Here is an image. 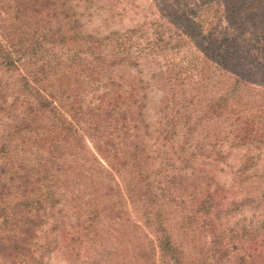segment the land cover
I'll use <instances>...</instances> for the list:
<instances>
[{
	"label": "rangeland",
	"instance_id": "1",
	"mask_svg": "<svg viewBox=\"0 0 264 264\" xmlns=\"http://www.w3.org/2000/svg\"><path fill=\"white\" fill-rule=\"evenodd\" d=\"M58 2L57 9L62 11L53 21L66 28L70 20H76L82 23L80 30L84 34L99 36L113 32L112 37L118 38L125 33L130 34L127 31L134 27H151L150 31L143 27V32L133 33L130 43L135 49L156 39L154 26L162 25L160 31H163L167 40L168 28L180 22L171 19L179 16L182 10L197 12L203 36L195 39L187 37L185 43L182 42V48L174 52L169 49V45L173 44L171 42L157 54H144L135 59L137 67L128 64L116 66L114 73L121 71L127 77L124 82L118 79L116 83L126 82L130 87L135 85L137 90L131 92L136 96L139 95L140 86L142 94H145L146 105L141 117L148 124L147 138L152 150L144 152L150 154L145 163L149 164L152 171L160 173L155 177L159 187H163L158 202L163 204L171 232L181 245L184 264H238L239 256L243 253H250L254 258L253 263L264 264V199L247 202L250 197L264 195V140H258L262 129L260 123H254L257 138L250 137L251 140L238 146L231 145V140L226 141L222 147L217 146V149L224 152L222 160L215 159L213 150L207 153V157L197 155L185 162L175 157L184 131L182 122L188 116L192 125L204 113H174L175 106L170 109L172 113H164L168 98L164 73L168 67L167 60L171 64L173 57L174 61L181 63L185 58H200L202 51L211 52L213 56L215 45H221L226 36L233 38L226 43L230 55L241 51L235 34L229 31L224 1L218 4L214 0L209 6L201 5V0ZM0 6V11L5 9L1 2ZM216 8L218 12H215ZM169 11L170 17L165 21L161 13ZM49 26L54 27L55 24L52 22ZM11 28L8 26V31ZM140 33H143V37H139ZM1 42L5 43L3 40ZM163 44L164 41L159 43L160 46ZM24 48L32 51L27 45ZM46 48L49 51L44 56L51 60L45 65L46 77L42 80L39 78L37 83L45 87L44 92L54 93L65 112L70 106L72 112L79 111L75 115L83 127L88 128L93 123L92 115L87 113L88 109L99 99H112L113 86L104 87L106 82H91L90 76L82 77V66L77 58L71 62L70 70L66 67L65 64L74 57L72 55L77 53V41L68 45H61L57 41L55 46L47 42ZM33 50L36 51L34 58L41 57V46ZM51 54L57 58L53 59ZM41 62V58L34 62L27 56L22 58L17 68L6 69L0 66V165L4 167L0 168L2 183H7L6 176L9 177L14 171L16 173L10 187L0 193L4 199L3 204L20 195L28 198L37 196L41 184L52 192L53 197L52 201L43 203L42 210L40 205L37 210L40 218L41 215L43 217V223L35 228L37 236L31 241V248L35 247L36 251L32 252V258L26 257L27 260L16 264H125L130 258L135 259L136 263L137 249L142 247L147 251L154 242L149 232L132 227L130 222L141 227V213L145 208L153 211L154 207L149 208L142 199L136 198L138 200L135 203H128L126 207L124 205L128 222L116 187L120 186L118 191L122 195V182L103 159H99L102 164L100 167L74 141H61L57 152L51 150L49 154L44 151L48 143H43V137L54 138L57 133H63L62 127L53 111L39 105L37 98L22 87L20 81L22 75L30 76L29 72ZM188 67L186 72L193 70L192 65L188 64ZM192 82L185 78L187 100L193 95L196 99L198 95L195 91L197 86L192 85ZM130 95L122 97L128 98ZM185 102L184 105L192 107L193 104ZM137 114L126 113L127 124H137ZM87 116H91L90 122L84 121ZM112 126H102L99 132L92 128L88 131L112 139L113 145L120 150L117 151L120 154H116L118 162L126 161L128 165L131 161L129 144L133 140L132 135H128L131 129L127 127L128 132L122 134L113 130ZM138 126L141 125L138 123ZM218 127L221 126L213 120L197 126L194 133L201 138L207 132L212 135L217 133ZM190 144L193 146V140ZM85 145L94 152L93 144L87 137ZM107 149L112 150L108 146ZM51 154L56 158H52ZM131 171H124L123 176L133 177L135 173ZM37 205L30 207L31 213H34ZM150 255L157 264H172L166 256L161 257L159 252L156 255L151 252ZM250 261L247 259L245 263L249 264ZM0 264L9 263L0 259Z\"/></svg>",
	"mask_w": 264,
	"mask_h": 264
},
{
	"label": "trees",
	"instance_id": "2",
	"mask_svg": "<svg viewBox=\"0 0 264 264\" xmlns=\"http://www.w3.org/2000/svg\"><path fill=\"white\" fill-rule=\"evenodd\" d=\"M211 1L214 0H201V5L209 6ZM216 1L218 4L222 2V0ZM223 1L225 12H227L226 20L229 23V31L231 30V34H235L241 51L237 54L234 53L235 55H230L231 53L226 49V43L232 41L233 38L226 36L221 45H215L213 56L211 52L202 51L203 55L200 58H193L195 61L192 58V60L185 58L186 60L183 59L181 63L174 61L172 57L173 63L170 64V61L167 60L168 67L164 72L168 85V98L165 105L167 110L164 113H172L170 109L172 110L174 106L176 108L174 113H195V111L204 113L201 117H197L198 119L193 121L192 125H190V117L188 116L182 122L184 131L178 145L179 152L175 153V157L182 161L185 160V162L190 157L193 158L197 155L207 157V153L213 150H215V159L222 160L224 152L216 147H222L229 140H231V145L238 146V144L251 140L250 137L257 138L258 132L254 131L257 123H260V127H262L259 133L261 137L258 140H264V0ZM0 2L5 6L3 7L5 9L0 11L2 14L0 15V66L6 69L8 67L17 68L23 57L28 56L34 62L41 58L42 62L29 72L30 76L22 75L20 77L21 86L37 98L39 105L42 104V106L52 110L59 120L60 127H62L63 133H57L54 138L43 137V143H48V147L44 151L49 152V154L51 150L57 152L61 141H74L86 151L92 162L102 167L99 159H103L113 174L120 177L124 189L122 195L118 191L120 186L116 187L123 208L124 205L126 207V204L135 203L138 199H142L149 208L154 207L153 211L145 208L146 210L141 213V227H138L135 222H130L132 227L143 228L145 232L147 231L152 235L153 246H150L147 251L145 248H138L136 263L135 259L131 260L130 258L125 261V264H157L154 259H151V252L153 255L159 252L161 257L166 256L172 261V264H184L181 245L171 232V225L163 204L160 205L158 202L161 198L160 190L163 188L162 186L159 187V183L155 179L159 172L152 171L148 166L149 164L145 163L150 154L144 152L152 151L151 143L147 138L148 124L141 117L142 110L146 105L145 94H142L140 86L138 88L139 95L136 96L135 93L131 92L137 90L135 85L130 87L126 82L116 83L118 79H123L124 82L127 77L121 71L118 73H114V71L116 66L122 64L137 67L138 63L135 59L147 53L157 54L160 49H165V45L171 44V42L173 44L169 45V49L171 48L174 52L179 47L182 48V42L185 43L187 37L195 39L198 36H203L204 31L200 26V21H198L197 12L182 10L179 16L171 19L180 22L168 28L167 40L162 34L163 31H160V27L163 28L162 25L154 26L153 33L156 35V39L154 41L151 39V43L146 42L144 47L137 46L135 49L130 43L133 33L143 32V27L150 31L151 27L145 25L140 26L141 28L134 27L127 31L130 34L125 33L118 38L112 37L113 32L96 36L82 33L80 30L82 23L76 20H70L66 28L56 24L53 19H57L58 14L62 11L57 9L58 0H1ZM60 5L63 4L60 3ZM170 12L161 13V17L165 18L166 21V18L170 17ZM215 12H218L217 8ZM52 22L55 26L47 27ZM8 26L12 27L11 31H8ZM25 28L30 31H26ZM140 35L139 37H143V33ZM2 40L5 43H2ZM57 41L61 45L78 42L77 53L72 55L74 57L69 59L68 64H65L69 70L71 69V62L77 58L80 61V66H82L80 69L82 77L90 76L91 82H106L104 87L113 86L114 97L112 99H99L88 109L87 113L92 115L93 121L88 128L83 127L80 119L75 115L79 111L72 112L70 106L65 112L61 108L60 101L54 97V93L44 92L45 87L37 83L40 81L39 78L42 80L46 77L45 65L51 60L44 56L49 51L46 48L47 42L55 46ZM161 41H164V44L160 46ZM24 45H27L32 51H27ZM38 46L39 48L41 46V57L34 58L36 51L33 49L36 50ZM197 51L200 52L198 49ZM77 54L79 55L77 56ZM52 56L53 59L57 58L56 55ZM196 56L198 55L194 57ZM188 64L192 65L193 70L186 72L187 68H190ZM185 78L193 80L192 85L196 84L195 91L198 94L196 99L194 95L190 100L185 97ZM177 81L178 83H176ZM175 87H177L176 90ZM126 94L134 95L123 98L122 95ZM192 100H195V103H192ZM185 101L190 102V105L193 104L192 107L187 105ZM126 113H138L137 124H127ZM90 119L91 116H87V119L83 120L90 122ZM213 120L218 122V126H221L218 127L215 135L207 132L201 137L202 139L200 135L199 137L195 135L197 126L202 123H210ZM138 123L141 125L140 127ZM110 124H113V130L122 134L127 133L129 128L131 129L128 135L131 134L133 140L129 144L131 161L128 162V165H126V161L124 163L118 162L119 157L116 154L119 153L117 152L119 148L116 149L118 146L113 145L112 139L107 136L94 135L95 133L88 131L92 128L93 131L99 132L102 126ZM86 137L93 144L94 152L85 145ZM205 138L207 139L205 140ZM191 140L194 142L193 146L189 145ZM107 146L112 150L107 149ZM190 148H192L191 151ZM52 158H56V156L52 155ZM186 159L188 160L186 161ZM0 168L4 167L0 165ZM127 170L129 172L132 170L131 173L134 172V176H123L124 171L127 172ZM1 174L0 171V193L5 188L10 187L16 173L14 171L9 177L6 176L7 183L5 181L2 183ZM51 195L52 192L41 184L39 194L35 197L28 198L20 195L13 198L14 200H8L7 202L11 201L10 204L7 202V204H3L4 199L2 195L0 196L1 260L7 261L9 264H16V262L19 263L27 260V258H32V252L36 251L35 247L31 248V241L37 236L35 228L43 223V217L41 215L40 218L37 210L40 209L39 205L42 210V205L47 200L52 201ZM257 198L264 199V195L250 197L247 202L256 201ZM34 204L38 205L34 213H31V206ZM123 214H128L126 209L123 210ZM126 219L129 222L128 215ZM152 241L151 243H153ZM247 259L251 260L249 264H255L250 253H243L239 256L238 264H246Z\"/></svg>",
	"mask_w": 264,
	"mask_h": 264
}]
</instances>
